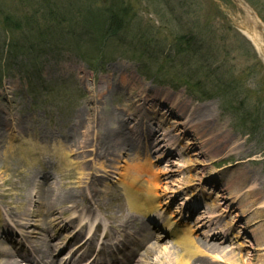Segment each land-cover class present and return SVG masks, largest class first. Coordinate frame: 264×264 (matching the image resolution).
<instances>
[{
	"label": "rangeland",
	"instance_id": "obj_1",
	"mask_svg": "<svg viewBox=\"0 0 264 264\" xmlns=\"http://www.w3.org/2000/svg\"><path fill=\"white\" fill-rule=\"evenodd\" d=\"M40 1L46 6L47 0ZM51 2L56 6L50 9L49 21L57 14L59 20L73 18L77 23L79 17L92 22L104 15V6L112 5L125 8L131 21L106 40L99 55V38L95 36L91 35L79 47L73 45L69 37L74 35L79 40L77 26L73 28L56 21L48 28L44 17L47 13L37 0H0V120L5 125L4 129L0 128V145L4 147L0 153V242L4 238L2 233L7 232L13 242H3V247L10 252L18 249L31 253L32 245L39 243L43 248L49 237H53L50 243L62 247L76 232L73 224H80L82 220L76 218L68 228L62 225L71 216L86 213L97 216L112 241L120 233L123 237L128 235L129 240L139 238L132 235V228L127 233L119 225L129 216L139 223L145 220L123 199L117 180L118 168L129 157L120 152L117 158L110 157L102 164L91 161L90 156L83 159L76 147L65 143L62 136L84 109L95 107L90 113L107 117L115 126L126 105L134 104L146 116L136 125L139 127L134 138L141 154L149 153L147 156L159 173L161 189H164L159 201L164 205L165 216L191 226L193 236L203 239L210 227L200 220L211 216V208L212 215L231 226L228 240L224 242L223 235L219 238L225 250L244 253L252 258L251 264H264V208L255 213L252 207L244 214L242 207L232 203L218 185L222 183L221 176L239 170L235 161L244 159L240 173L253 172L251 181L264 195V0H79L77 7V1L63 0V5L61 0ZM5 15L24 19L32 16L43 22L39 23L38 34L34 30L27 32L25 25L10 31L3 23ZM243 22L256 34L257 43L248 41L246 37H250L243 30ZM139 30L150 31L153 37L149 43L137 41ZM87 32L82 30L83 36ZM145 38L148 39L147 35ZM34 39L44 42L45 51L40 57L33 60L17 55L10 64L6 63L8 42L30 44L36 43ZM78 53H84L90 60H84ZM98 55L101 62H96ZM197 80L200 84L196 85ZM98 92L104 93L99 97ZM136 93H147L148 100H137V96L133 97ZM154 95H157L155 99ZM163 98L188 103L186 118L193 109L206 105L211 130L195 128L205 145L186 132L187 125L185 129L180 128L183 120L167 110L170 103H164ZM124 119L129 122V128L135 126L127 115ZM163 123L177 128L171 132L175 145L166 146L160 138L156 141L159 146L149 152L146 136L159 131ZM96 128L98 134V124ZM24 135L29 141L23 140ZM28 145L36 148V160L32 161L27 154ZM55 145L65 148L68 164L60 163ZM87 172L94 175L96 185L89 184ZM44 177L56 193L61 196L70 193L67 202L58 206V212L53 215L43 210L46 198L37 197L45 191V187H40ZM92 189L96 191L97 206L88 210L83 199L89 197ZM72 193L79 197L75 198ZM185 194L192 197V203L194 200L197 203L194 213L183 218L188 211L178 212L179 206H189ZM168 197L173 198V204H168ZM54 215H63L59 226L54 224ZM24 232L31 234L21 235ZM174 245L170 236L161 237L142 264L168 263L162 255L167 253L165 248L172 251ZM72 246L67 244L60 254L72 253ZM259 246L262 250H257ZM211 256L200 255L211 264L224 263L216 262ZM17 261L20 262L19 257Z\"/></svg>",
	"mask_w": 264,
	"mask_h": 264
},
{
	"label": "bare ground",
	"instance_id": "obj_2",
	"mask_svg": "<svg viewBox=\"0 0 264 264\" xmlns=\"http://www.w3.org/2000/svg\"><path fill=\"white\" fill-rule=\"evenodd\" d=\"M248 36L252 41L257 43L256 34L251 32ZM100 93L101 92H98L99 97H101L104 92ZM135 96H137V100L139 101L145 102L148 100L146 98L148 96L147 93H136L133 97ZM156 96L157 95H154L153 99H155ZM163 102H169L170 105L167 110H170L176 118L183 120L180 128L183 129L184 125H187L186 132L200 139L199 144L205 145V141L198 136L195 128L197 130L198 127L205 128L208 131L211 130V128H208V126L210 127V120L208 117L209 110L206 108V105L202 108L193 109L192 112L189 113L190 117L187 116L186 118L185 114L187 112V107H190L188 103L182 104L181 102H170L167 98H163ZM96 103L97 102L94 104ZM133 106L134 104L126 105L125 112H122L121 117L115 120V126L108 121L107 117H103L95 113L93 114V112L90 113V111L95 110V107L84 109L76 115L72 125L68 128V133L62 134V136L65 143L71 145L72 147H76V152L79 155H82L83 159L90 156L89 159H91V161H101L102 164L104 160L109 159L110 157H115L120 152L125 154V158L129 157V159L124 160V163L118 168L117 180L123 190L128 205L134 211L147 215L157 211L160 207L158 199L160 193H162L164 189H161L162 183L159 178V173L152 166L150 159L147 156L149 153L142 155L139 151V143L134 138L138 130L137 127H139L136 125H139L140 121H142L146 116L145 113L139 112L138 108H134ZM163 108L166 110V107ZM126 115L130 117V122L135 123L134 127L129 128V122L124 119V116ZM127 120H129V118ZM97 124L99 127L98 134L96 128ZM8 125L9 124L6 126ZM4 126L3 120L1 119L0 128L4 129ZM169 127H167V124L163 123L159 131L149 132L145 141L146 146L149 147V152H153L155 150L154 148L159 146V144H156V141L160 138L161 140L159 141H164L166 146L175 145L171 139L173 137L171 136V132H174L173 130H176L177 128L171 127L173 128L171 129ZM141 130L143 131V129ZM92 133H94V135ZM185 134L186 133H184V135ZM189 139L191 140V138ZM23 140L29 141L25 135ZM159 141H157V143ZM3 148L4 147L0 145V153L3 151ZM35 150L36 148L31 147V145L26 146V152L32 161L37 158V155L34 153ZM185 150H189V148ZM55 153L60 159V163L62 165L70 162L68 153L65 148L61 147V145H55ZM247 161L250 162V160ZM244 162H246L244 159L235 161V165L239 170L234 171L231 174H227L226 177L221 176L222 183L218 185L224 193L229 195V199H232V203L234 202L242 207L241 210L244 214L252 207V209L255 210V213H257L258 210H262L264 208V195H261V193L255 189L254 183L251 181L253 172L248 171L250 173H247L246 171H242V173H240V167L244 166ZM85 175L88 176L89 184H97L92 173L87 172ZM90 177H92V179H89ZM216 180L219 181V179ZM249 181L253 184H250ZM40 187L42 189L45 187V191L43 193L41 192L37 196L40 200H42V198L44 199V197L46 198L43 200L42 205L45 212H53L57 210L59 208L58 206H63V204L67 202L66 199L70 197V193L66 196H61L59 193H56L53 188H50L46 177L42 178L40 181ZM89 195L90 197H87L85 200L88 201L91 206H97V195L95 189H92L89 192ZM73 196H75V198L79 197L77 193ZM173 202L174 201L170 199L168 204H172ZM209 210L211 211V216L214 217L212 218L211 216H208L209 218L204 217L200 220L204 221V226L210 227L207 236H204L205 238L203 239H196L193 236L191 226L175 223L167 218L164 219L165 227H167L170 231L172 235L171 237L176 245L171 246L172 251H169L170 248H165L167 253L163 254L162 258L163 256L164 258H167L168 263L166 262V264H211L200 257V255H205L207 253L211 254V257L216 262L224 261L222 264H251L250 260H252V258L245 256L244 253H235L232 249H230L231 252L225 250V246L222 245L219 238L221 235H223V237L225 236L224 242H226L228 240L227 234L231 231V226L227 222L222 223L220 217L212 215L213 211L211 208ZM135 223L136 219L133 218V216H129L120 223V227L128 229L130 225L135 226ZM214 223H216V225L219 224V226H214L213 228L212 225ZM96 227L98 228V225ZM135 231L137 234H145L146 227L145 225H142L141 227L135 226ZM78 232H80V230H78ZM70 240L71 239L67 242ZM261 243L262 241L260 240L258 244L260 245ZM3 245V242H0V256H2L0 257V264H20L17 261V257H20L22 261L31 260L30 257L21 255L17 250L9 252L5 249V247H3ZM92 245L93 238L91 237L88 241L87 249L91 248ZM153 245L155 244H149V241H146L142 245L138 255H132L131 257L125 258L123 263L115 261L113 264H135L138 261H140L138 264H142L145 260H147L148 256L152 254ZM85 246L86 242L83 243L82 250ZM257 250H262L261 246H259ZM34 251L38 252L41 257L38 264H55L51 244L47 243L42 249L34 247ZM99 251L100 250H98L97 253ZM252 256L259 257V255L256 254H253Z\"/></svg>",
	"mask_w": 264,
	"mask_h": 264
},
{
	"label": "trees",
	"instance_id": "obj_3",
	"mask_svg": "<svg viewBox=\"0 0 264 264\" xmlns=\"http://www.w3.org/2000/svg\"><path fill=\"white\" fill-rule=\"evenodd\" d=\"M26 2H30V0H24ZM39 3V6H41V8H43L45 10V12L47 13L46 15H44V17L47 18V23H48V28H51L52 26H54V23L56 21H60L61 23H67L69 24L71 27H75L77 26L79 33L77 34L79 36V40L78 38H73L75 37L74 35L69 37L71 39V41L73 42V45H75V47H79L80 43L85 42L89 37L95 36L97 38H99L98 40V53L100 55V49L102 47V45L106 42V40L110 37H113L118 31L120 32L122 30V28L124 27V24L126 22L131 21L127 16H128V11L125 8H119L116 7L114 5H112L111 7H106L104 6L102 12L104 13V15H99L95 18L94 21L92 22H87L85 20H83L82 18L78 17V21L77 23H75L73 21V18H71V20H59V18H57V14L55 15L56 18L51 21H49L52 17V12L51 10L54 9V7L56 6V3H52L51 0L48 1L46 3L41 2L40 0H37ZM77 1L76 7L79 4V0H70V3H74ZM62 5H63V0H61ZM104 4V3H103ZM54 6V7H53ZM51 9V10H50ZM57 19V20H56ZM43 21L40 20L39 18H33L31 16L30 18L24 19V17H15L14 15L11 16H4L3 18V23L4 25L8 26V30L13 31V30H19L21 29L24 25L25 29L27 30V32H30L32 30H34V32H36V34H38L39 31V23H42ZM81 28H80V26ZM88 30L89 32L86 33V36H83L82 34V30ZM74 32V31H73ZM72 32V33H73ZM150 31H137L136 33V38L137 41L140 42H150L151 38L153 36H151ZM71 35V34H70ZM148 37V39H146L145 37ZM134 38V37H133ZM42 40V37L40 38ZM37 39H34L33 42H35ZM44 41V40H42ZM185 43L187 44L189 40H184ZM24 43H27L26 41H23V44H18L17 42H8L7 45V51H6V55H5V61L7 64H10L11 60L14 59L17 55H22V56H26L29 59H37L38 57H40L42 55V53H44L45 50H43L45 48L44 42H37L36 43H30L28 45H25ZM147 44V43H146ZM53 48V47H51ZM49 48V49H51ZM181 51H183V49H181ZM97 52V50L95 51ZM79 56H81L84 60H90L89 57H87L84 53H78ZM99 55L96 57V62H101ZM2 59V57H0V60ZM4 73V70H2ZM2 73V72H1ZM196 85L200 84V82L197 80L195 81ZM196 87V86H194ZM190 88V87H188ZM200 92V90L198 91Z\"/></svg>",
	"mask_w": 264,
	"mask_h": 264
}]
</instances>
